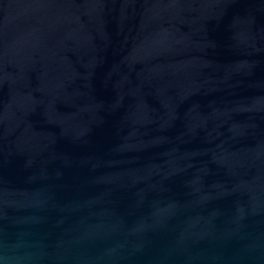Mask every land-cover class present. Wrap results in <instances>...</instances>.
<instances>
[{
  "label": "water",
  "instance_id": "1",
  "mask_svg": "<svg viewBox=\"0 0 264 264\" xmlns=\"http://www.w3.org/2000/svg\"><path fill=\"white\" fill-rule=\"evenodd\" d=\"M0 264H264V0H0Z\"/></svg>",
  "mask_w": 264,
  "mask_h": 264
}]
</instances>
